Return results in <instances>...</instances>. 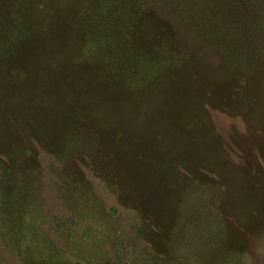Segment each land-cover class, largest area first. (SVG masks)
Returning <instances> with one entry per match:
<instances>
[{"label":"rangeland","instance_id":"rangeland-1","mask_svg":"<svg viewBox=\"0 0 264 264\" xmlns=\"http://www.w3.org/2000/svg\"><path fill=\"white\" fill-rule=\"evenodd\" d=\"M264 264V0H0V264Z\"/></svg>","mask_w":264,"mask_h":264},{"label":"trees","instance_id":"trees-1","mask_svg":"<svg viewBox=\"0 0 264 264\" xmlns=\"http://www.w3.org/2000/svg\"><path fill=\"white\" fill-rule=\"evenodd\" d=\"M38 264H40V263H38Z\"/></svg>","mask_w":264,"mask_h":264}]
</instances>
